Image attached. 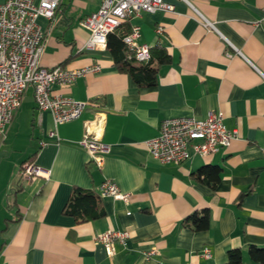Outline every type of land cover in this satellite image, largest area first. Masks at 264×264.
<instances>
[{
	"label": "crops",
	"instance_id": "1",
	"mask_svg": "<svg viewBox=\"0 0 264 264\" xmlns=\"http://www.w3.org/2000/svg\"><path fill=\"white\" fill-rule=\"evenodd\" d=\"M101 1L59 0L51 20L36 19L41 66L98 71L52 86L54 94L87 103L68 123L55 126L36 108L33 89L24 90L0 141V264H224L232 249L242 251V264H255L247 249L264 247V0H162L172 11L128 20V31L140 28L139 43L169 58L149 87L119 71L106 47L84 50L90 31L83 20ZM212 111L236 131L228 147L180 164L151 158L145 142L162 121L204 120ZM87 126L107 146L101 167L80 145ZM25 164L47 173L22 178ZM200 168L219 169L213 187V176L193 177ZM107 179L129 193L127 203L99 197ZM74 188L98 196L101 217L79 222L63 213ZM203 211L208 228L196 231L190 217ZM109 230L128 234L112 255L94 241ZM152 249L157 254L146 259Z\"/></svg>",
	"mask_w": 264,
	"mask_h": 264
},
{
	"label": "built area",
	"instance_id": "2",
	"mask_svg": "<svg viewBox=\"0 0 264 264\" xmlns=\"http://www.w3.org/2000/svg\"><path fill=\"white\" fill-rule=\"evenodd\" d=\"M58 3L59 0H39L37 4L34 0H6L0 4V141L4 139L27 87L33 89L36 108L48 111L55 126L79 119L87 106V103L54 94L51 88L54 85L67 86L87 72L98 71V66L69 70L62 66L45 68L40 65L44 37L36 19L43 16L51 20ZM172 9L171 5L162 0H102L98 10L83 20V25L90 31L84 50L104 48L109 33L141 12H170ZM199 23L205 29L217 32L214 24L203 17H200ZM160 31L158 28L157 32ZM139 38L140 28L133 26L129 34L123 37V43L129 59L144 63L150 58V47L139 43ZM101 122V118H97L92 124L100 130ZM89 127L80 145L87 152L90 163L101 167L102 155L107 152V146ZM235 137L236 131H230L224 126L222 113L212 111L204 120L182 117L162 121L158 134L147 140L145 145L151 158L158 163L180 164L192 155L212 156L221 148L228 147ZM46 173L31 164L21 168L22 178L44 176ZM99 197H110L127 203L129 193L122 192L113 181L107 179L100 186ZM127 238L125 231L109 230L96 235L94 241L102 244L106 252L112 255L114 243H124ZM155 254L156 250L152 249L145 254V258ZM200 255L209 258V249L204 248Z\"/></svg>",
	"mask_w": 264,
	"mask_h": 264
},
{
	"label": "trees",
	"instance_id": "3",
	"mask_svg": "<svg viewBox=\"0 0 264 264\" xmlns=\"http://www.w3.org/2000/svg\"><path fill=\"white\" fill-rule=\"evenodd\" d=\"M126 22L128 21L122 22L112 33L107 35L105 47L112 54L119 71L128 74L138 86H153L157 66L166 63L169 58L164 51L154 49L155 51L150 50V58L147 62L139 63L129 59V54L123 43V37L130 32L123 26ZM154 58L156 63H154ZM218 171V168H200L193 174V177L209 176L212 180L213 176L214 179L211 183L213 187L219 180ZM97 201L98 196L92 192L82 188H74L63 208V213L74 217L79 222L99 218L102 214L95 209ZM190 220L196 231H203L208 228L209 220L206 211L201 212L200 215L194 213ZM242 255L243 253L239 249L229 250L226 253L227 258L224 264H242ZM247 256L255 264H264V247L249 246Z\"/></svg>",
	"mask_w": 264,
	"mask_h": 264
}]
</instances>
